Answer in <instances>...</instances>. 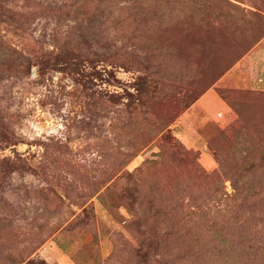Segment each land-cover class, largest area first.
Returning a JSON list of instances; mask_svg holds the SVG:
<instances>
[{
  "label": "rangeland",
  "instance_id": "374dc122",
  "mask_svg": "<svg viewBox=\"0 0 264 264\" xmlns=\"http://www.w3.org/2000/svg\"><path fill=\"white\" fill-rule=\"evenodd\" d=\"M0 264H264V0H0Z\"/></svg>",
  "mask_w": 264,
  "mask_h": 264
}]
</instances>
